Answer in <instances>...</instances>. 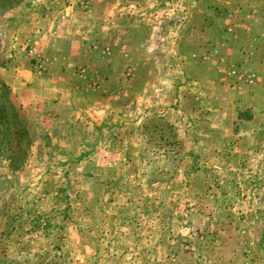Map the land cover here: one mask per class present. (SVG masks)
Returning <instances> with one entry per match:
<instances>
[{
	"label": "rangeland",
	"instance_id": "374dc122",
	"mask_svg": "<svg viewBox=\"0 0 264 264\" xmlns=\"http://www.w3.org/2000/svg\"><path fill=\"white\" fill-rule=\"evenodd\" d=\"M245 4L0 0V264H264V82L235 90L190 54L247 69L227 30Z\"/></svg>",
	"mask_w": 264,
	"mask_h": 264
},
{
	"label": "crops",
	"instance_id": "0c3cea01",
	"mask_svg": "<svg viewBox=\"0 0 264 264\" xmlns=\"http://www.w3.org/2000/svg\"><path fill=\"white\" fill-rule=\"evenodd\" d=\"M248 1L250 3L249 6L247 7V4H245L244 5L245 8L242 9L243 11H247V18L245 16H244V18H246V20H248V23L245 20L244 21L242 20V21H240V24H234V26H229L230 25V23H229L228 26H227V30H228V32L230 34H234L236 29L238 30L237 33L239 35L246 34L245 41H246L247 45H249V47L251 49L253 48V50H250L249 52H247L252 57L249 58V59H247V57H246L244 59V64L247 65L246 68L247 69H251L253 71H255L253 68H255V69L259 68V71H257V73L255 71L256 79H255V81L252 84H236L235 82L232 81L234 83V89L235 90L239 89L240 91L243 90V89H246L249 86H253V87L257 86L258 87V86H260V83L264 82V14H263L264 12L262 10V5H263L264 1H262L261 6L256 4L257 0H248ZM241 2L243 3V2H246V1H241ZM241 2H239V3L241 4ZM250 22H252V24H249ZM171 32H172V37H173V35H175V29L172 28V30H169V33H171ZM225 34H226V32H225ZM220 40H221L220 36L215 38V39H213V38L211 39V41L214 42V43H218ZM172 41H173L172 39H169V43L170 44H171ZM210 46L211 47H209L207 49H203L202 51H200L199 58H194L193 55H195L194 54L195 51H193L190 54L192 55V58L194 60L196 59V62L198 61L200 64H203L206 67H210L212 69V71L215 72V75L217 76V79H219L221 81H224V79L226 80L227 77L218 70V65L219 64H218V62L216 63L217 57L215 55H212L209 59H206L204 57V55L208 54V52L211 53L213 51V48H215L214 45H212V44H210ZM210 48H211V50H209ZM126 50H128V49L125 48V46L123 45V48L121 47L119 52L120 53L121 52L124 53ZM57 62H59V60H57ZM69 64L70 63L68 62V65ZM69 71L67 70L68 74H70ZM48 73H47V75L45 77H43V78L47 79V83H51L50 81H54V82L58 81V79H55L54 76L49 75ZM31 77L33 78L32 75H31ZM72 79H73V77H72ZM91 80H92V82L96 81L97 83H99L100 84V88H101L102 80H101V75H99V72H98L97 76H92L91 75ZM44 82H46V81H44ZM51 84H50V86H51ZM25 85H27V84H25ZM241 86H243L244 88L241 87ZM31 91H32V89L30 88V86L29 87H22V88H17V90L14 91V94L16 96H18V98H16V99L20 100V93L30 94ZM262 91L263 90H261V92ZM31 97L35 98V95H32ZM216 98H219V96L217 95ZM20 102L25 104L21 100H20ZM26 104H29V103H26ZM256 112H258V113H256L257 116L260 115V114L264 115V112H260V110H258ZM260 118L261 117L259 116V119ZM255 129H253L254 130L253 134L255 133V134L260 136V134L262 133L264 135V127H260V125H258Z\"/></svg>",
	"mask_w": 264,
	"mask_h": 264
},
{
	"label": "built area",
	"instance_id": "2783aa9c",
	"mask_svg": "<svg viewBox=\"0 0 264 264\" xmlns=\"http://www.w3.org/2000/svg\"><path fill=\"white\" fill-rule=\"evenodd\" d=\"M93 0H81V3L83 5L84 8H89L90 5L92 4ZM262 10L264 11V3L262 5ZM65 17L69 16V13L66 11L65 12ZM25 48L27 49V52L33 57L35 58V62H34V68H35V72L36 74H43L49 67V64L51 63V61L48 60V58L44 57V56H39L38 52H37V48L34 44L26 42ZM110 47L107 45H103L101 46L99 43L94 42L92 45L89 46V51H95L97 53L102 54L103 56H106L108 54H110ZM85 51H88L85 49ZM212 55H217V50H213L211 53L208 52V54L204 55V57L206 59H209ZM225 60L223 58H219V60H217L218 62V70L223 73L227 78H231L233 80V82H235L236 84H252L255 79H256V74L253 70L251 69H240L238 68L234 63H227V64H223ZM221 64V65H220ZM91 66H89V64L87 63H78L75 64V67L73 69V75H76L80 78H87L88 77V73L90 72ZM98 71L94 70L91 72V75L97 76ZM132 74V69L128 68L125 72V77H130ZM97 82L93 81L91 82L90 86L96 90L97 88H99L97 86Z\"/></svg>",
	"mask_w": 264,
	"mask_h": 264
},
{
	"label": "trees",
	"instance_id": "16d2710c",
	"mask_svg": "<svg viewBox=\"0 0 264 264\" xmlns=\"http://www.w3.org/2000/svg\"><path fill=\"white\" fill-rule=\"evenodd\" d=\"M9 107L12 108V112H11V117H12V120H13V124H16V123H19V109H20V106H17L15 103L11 102V104L9 105ZM4 109L5 107L3 105H0V123H4L6 124L7 123V120L5 119V117H7V114L4 112ZM10 109V108H9ZM11 111V109H10ZM14 132H17L19 133V129H15Z\"/></svg>",
	"mask_w": 264,
	"mask_h": 264
}]
</instances>
